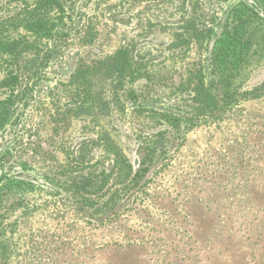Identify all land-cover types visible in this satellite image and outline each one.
<instances>
[{
    "label": "rangeland",
    "instance_id": "rangeland-1",
    "mask_svg": "<svg viewBox=\"0 0 264 264\" xmlns=\"http://www.w3.org/2000/svg\"><path fill=\"white\" fill-rule=\"evenodd\" d=\"M45 1L0 0V47L33 45L27 57L0 48V108L11 111L0 264H264V93L249 95L264 85V59L240 62L247 37L212 55L234 20L264 22V0H66L42 12ZM186 27L207 38L180 37ZM119 51L137 80L106 74ZM228 54L232 69H214ZM88 68L93 102L107 106L85 117L71 91ZM202 79L219 100L208 116L193 110ZM64 114L57 135L51 121ZM107 134L125 164L95 144ZM91 172L83 198L72 181Z\"/></svg>",
    "mask_w": 264,
    "mask_h": 264
},
{
    "label": "trees",
    "instance_id": "trees-1",
    "mask_svg": "<svg viewBox=\"0 0 264 264\" xmlns=\"http://www.w3.org/2000/svg\"><path fill=\"white\" fill-rule=\"evenodd\" d=\"M145 1H151V0H145ZM64 2L67 4L66 0H46L42 4V12H48L51 9L54 8H62L64 6ZM38 21L30 20V23L27 25L28 30H33L35 31L36 25L37 27L43 26V30L45 32H49V21L39 18L36 19ZM33 21V22H32ZM35 22V24H34ZM234 22V27L232 28V31L227 34V37L219 41L216 52H213L212 55L217 57H221V52L224 51V47L231 45V43L240 40H244L245 37V42L244 48H243V55L242 58L240 59V62H246L254 60L257 58V60H263L264 59V22L261 21H256L255 24L257 26L252 29L250 27L251 23H248L244 19H236L233 21ZM185 32L180 35L192 38L195 40L198 38L199 40H205L207 38L206 34L200 33V31L197 28H190L186 27ZM253 30V31H251ZM37 32V31H36ZM47 35V34H44ZM178 42V41H177ZM182 42V41H179ZM3 47H0L1 50H4L6 53L12 55H24L27 57L28 55H32V49L33 45H25L23 48H25L22 53V51H19L21 49V44L20 42H10L3 40L1 42ZM174 45V42H172V46ZM229 50V49H228ZM253 51V52H252ZM128 54L124 53L122 51H119L116 54H113L112 56L109 57V65L106 66V74L114 80H117L119 78H127V80H137L140 77V73H138L137 69V62L134 61L130 57L128 61ZM227 60L220 61L223 63V65H215L213 66L214 69L216 70H222V66H225V69H227V72H229V69H232L231 61L229 59V54L227 55ZM37 59H32V61H36ZM216 62V59H215ZM248 63V62H247ZM128 65V66H127ZM92 71L96 70V67H90ZM223 69L224 74L226 75L227 72L226 70ZM89 68L82 70L80 69L77 71V73L73 77V88L71 92L72 93V98L74 103L78 106L75 107L74 110H79V113L75 114H81L85 115V117L89 115H93L94 111L99 108L98 113L100 114L102 110L105 109V105L107 104L102 100V101H94L95 96L92 94V88H91V79L89 78ZM18 80V81H17ZM229 80V78H228ZM16 81L18 83L22 82V78H16ZM28 87V86H27ZM193 91L195 92L194 94V112L198 115H205L208 116L210 114H214L219 107V100L216 95H214L211 91L207 90L205 87V82L202 79L200 84L197 87H193ZM264 93V85L261 87H258L254 90H252L249 95L251 98H258L259 95ZM82 112V113H81ZM11 116V111L10 107H2L0 108V129L4 127V124L7 122L9 117ZM68 118L69 116L67 114H64L63 116H57L53 117V120L51 121L52 125V130L56 132V134H59V131L63 129V126L66 124L68 125ZM93 117L90 121L91 123H98L99 119H94ZM68 120V121H67ZM99 146H102L106 148L108 153H112L116 158L115 162L116 163H122L125 164L126 160V155L122 151V149L119 147V145L114 142L113 140L110 139L109 134L106 135L104 141L102 144L95 143ZM154 153L151 150H141L140 152V159H141V164L142 165H149L151 167L152 160L154 159ZM126 168H129L130 170H133L132 165L126 166ZM147 171V168L144 169ZM95 173H87L84 174L80 179L74 180L73 182V188L75 189V192L82 194L83 198H86V194L88 193L87 190L92 189L95 187Z\"/></svg>",
    "mask_w": 264,
    "mask_h": 264
}]
</instances>
